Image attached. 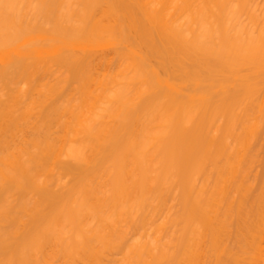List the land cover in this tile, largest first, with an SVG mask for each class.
Returning <instances> with one entry per match:
<instances>
[{
    "label": "bare ground",
    "instance_id": "6f19581e",
    "mask_svg": "<svg viewBox=\"0 0 264 264\" xmlns=\"http://www.w3.org/2000/svg\"><path fill=\"white\" fill-rule=\"evenodd\" d=\"M0 264H264V0H0Z\"/></svg>",
    "mask_w": 264,
    "mask_h": 264
}]
</instances>
